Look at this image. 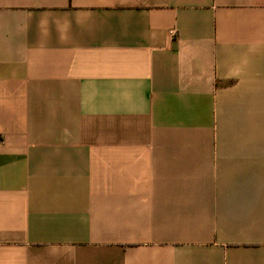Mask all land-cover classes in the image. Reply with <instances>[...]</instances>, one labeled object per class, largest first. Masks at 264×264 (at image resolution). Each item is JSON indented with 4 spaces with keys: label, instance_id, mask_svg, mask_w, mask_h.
Returning <instances> with one entry per match:
<instances>
[{
    "label": "crops",
    "instance_id": "obj_1",
    "mask_svg": "<svg viewBox=\"0 0 264 264\" xmlns=\"http://www.w3.org/2000/svg\"><path fill=\"white\" fill-rule=\"evenodd\" d=\"M0 264H264V0H0Z\"/></svg>",
    "mask_w": 264,
    "mask_h": 264
}]
</instances>
